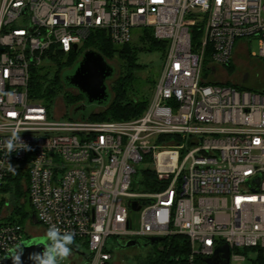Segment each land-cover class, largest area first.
Segmentation results:
<instances>
[{"label": "built area", "instance_id": "built-area-1", "mask_svg": "<svg viewBox=\"0 0 264 264\" xmlns=\"http://www.w3.org/2000/svg\"><path fill=\"white\" fill-rule=\"evenodd\" d=\"M136 29L168 42L142 116L64 120L30 96L31 70L52 48L77 51L96 30L121 46ZM238 42L264 64V0H0V193L21 175L36 219L72 231L86 264H113L110 240L157 244L152 255L176 235L189 240L187 264L223 245L230 262L247 250L264 259V91L219 78L234 74ZM14 129L32 151L6 154ZM143 163L154 191H138ZM27 240L1 225L0 261Z\"/></svg>", "mask_w": 264, "mask_h": 264}, {"label": "trees", "instance_id": "trees-1", "mask_svg": "<svg viewBox=\"0 0 264 264\" xmlns=\"http://www.w3.org/2000/svg\"><path fill=\"white\" fill-rule=\"evenodd\" d=\"M142 30L137 42H131L125 45H115L111 42L105 31H92L90 37L85 41L82 47L77 51L69 54L52 48L45 61H49L54 67V75L50 76V72H45V67H35L31 70L30 96L41 102L49 110L52 109L55 100L64 95L68 107L74 108L83 103L85 98L81 94L69 95L67 86L64 82L63 75L66 71L73 69L88 50L99 52L107 61H115L118 65L113 67L116 74L112 81L113 98L105 108L104 113H94L87 119L95 121H122L132 120L143 115L151 101L153 91L157 84V78L152 77L142 79L140 72L148 66L140 64V56L143 54L158 53L163 62L168 50V42L160 41L154 37V33L150 29ZM201 37L199 29L194 31V40L198 41ZM230 72H234V68H230ZM109 81V82H110ZM63 92H66L63 94ZM112 94V93H111ZM71 110V112L74 110ZM22 176L19 175L8 184L3 194L9 195L10 202L5 204L6 199L0 202V226L5 224H18L26 231L27 223L32 220L31 217L36 216L33 209L28 192L24 190L22 185ZM143 192L154 191L156 188V179L151 171H144L142 178ZM8 205L11 213L8 217L2 215L3 209ZM36 223L41 224L38 219ZM33 221V220H32ZM29 240V236L27 234ZM75 243L70 245L75 248ZM165 249L158 251V248L152 253L145 264H177L176 260L181 264L188 263L190 254L189 240L185 236L176 235L167 238L164 242ZM249 250L244 251V253ZM257 262L254 264H264L262 256H258ZM196 264H205L201 257L196 258Z\"/></svg>", "mask_w": 264, "mask_h": 264}, {"label": "rangeland", "instance_id": "rangeland-1", "mask_svg": "<svg viewBox=\"0 0 264 264\" xmlns=\"http://www.w3.org/2000/svg\"><path fill=\"white\" fill-rule=\"evenodd\" d=\"M142 30H134L133 32V42L138 41V37L141 35ZM248 43V41H246ZM243 44L238 42L235 45L234 54L232 58V66L234 68V74L228 75L224 70L222 73L219 74V78L222 80L229 79L232 82L237 83L243 89L256 91V92H263L264 91V64L254 58H250L247 54L245 48L242 47ZM248 49L250 52H257L258 51V42L253 41L251 44H248ZM109 64L112 66H116L118 69V64L115 61H108ZM140 64L147 65L148 67L140 72V77L142 79L149 78L151 75L154 78H159L161 74V69L163 65V60L158 53H151V54H143L140 56ZM45 72H50V76L54 75L55 67L49 62L45 61L44 65ZM227 69V68H226ZM202 75L206 77L207 70H203ZM248 75V80H244L245 76ZM221 80V81H222ZM225 82V81H223ZM109 86V93L111 98H113L112 92V81L108 82ZM67 93L69 95H79L78 90L68 88ZM66 92H63V94ZM112 93V94H111ZM74 108L68 107L66 103V99L64 95H60L56 100L52 107L51 113L58 118H63L67 120L70 118V112ZM104 113L105 108H99L96 104H89L87 107L86 114L90 115L91 113ZM81 114L79 113L77 117H80ZM67 115V116H65ZM147 168H152L151 164L143 163L138 166V174L135 176V181L140 183L143 178V172ZM138 191L143 192L139 186ZM5 198V204H9L10 197L9 195H5L0 193V202L2 199ZM11 208L8 205L3 209L2 215L8 217L11 213ZM135 217L137 214H134ZM34 216V215H33ZM31 217L27 225H26V232L29 236V240L35 239H42L46 234V229ZM75 248H71V255L64 261H61L60 264H86V257L85 255L89 254V249L80 242H75ZM109 249L114 251V257L112 260L113 264H141V262L147 261L151 255V251L149 248H135L129 247L126 249H120L117 247L116 241L110 240ZM245 260H232L230 264H254L253 261L257 262V254L254 252H247L244 254Z\"/></svg>", "mask_w": 264, "mask_h": 264}, {"label": "water", "instance_id": "water-1", "mask_svg": "<svg viewBox=\"0 0 264 264\" xmlns=\"http://www.w3.org/2000/svg\"><path fill=\"white\" fill-rule=\"evenodd\" d=\"M115 74V68L99 52L94 50L86 51L78 64L73 69L64 73L63 79L67 88L78 90L79 94L85 98V101L76 106L72 111V117L74 119L81 118L82 120H86L93 115L95 112L90 115L86 114L89 104H96L99 108L106 107L109 104L111 96L108 82L114 78ZM244 79L247 80L248 75ZM79 113L83 114L77 117ZM136 206L137 204H133L134 210H137ZM33 219L37 221L35 216H33ZM162 240V238H150L149 241L151 243H157ZM41 243L42 239H35L27 240L20 244L29 246L24 248V254L21 258L23 264H33V261L28 259L29 254L33 252L42 253L43 245ZM133 246H135V242H128L126 245H117L120 249ZM10 254L3 258L0 264H12V261L8 259ZM230 258L231 255L228 245H223L218 248L213 257L204 258L203 261L206 264H230Z\"/></svg>", "mask_w": 264, "mask_h": 264}, {"label": "clouds", "instance_id": "clouds-1", "mask_svg": "<svg viewBox=\"0 0 264 264\" xmlns=\"http://www.w3.org/2000/svg\"><path fill=\"white\" fill-rule=\"evenodd\" d=\"M17 144L21 145L20 149H24L25 151L33 150L29 145L21 142L20 129H14L10 137L4 141V148L8 156L16 151ZM9 171L14 173L16 168L10 164ZM74 235L72 231L61 232L60 228L56 225H50L45 236L42 238L41 245H43V252L30 253L28 259L33 261V264H60L61 261L66 260L71 255L72 249L70 245L74 243ZM25 247L29 246L19 245L13 250L8 257L12 261V264H23L21 258Z\"/></svg>", "mask_w": 264, "mask_h": 264}, {"label": "flooded vegetation", "instance_id": "flooded-vegetation-1", "mask_svg": "<svg viewBox=\"0 0 264 264\" xmlns=\"http://www.w3.org/2000/svg\"><path fill=\"white\" fill-rule=\"evenodd\" d=\"M80 104H82V103H80ZM79 104V105H80ZM78 106V105H77ZM138 243V248H143V246H144V248H149L150 249V251L151 250H153L156 246H157V244H148V242H146V241H144V240H140L139 242H137ZM137 248V247H136ZM137 248V249H138Z\"/></svg>", "mask_w": 264, "mask_h": 264}]
</instances>
